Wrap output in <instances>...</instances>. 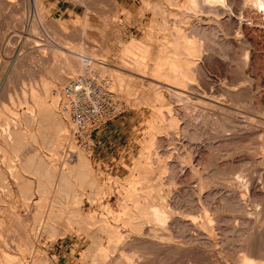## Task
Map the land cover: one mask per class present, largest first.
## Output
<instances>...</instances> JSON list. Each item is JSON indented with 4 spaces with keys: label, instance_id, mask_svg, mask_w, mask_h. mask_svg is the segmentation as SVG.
I'll list each match as a JSON object with an SVG mask.
<instances>
[{
    "label": "rangeland",
    "instance_id": "1",
    "mask_svg": "<svg viewBox=\"0 0 264 264\" xmlns=\"http://www.w3.org/2000/svg\"><path fill=\"white\" fill-rule=\"evenodd\" d=\"M173 1L176 2L78 0L69 4L57 0H0V113H5L14 123L8 125L11 127L5 126L0 118V178L6 179L0 180V264H4L2 261L5 264H264V6L238 0L244 9L235 8L239 13L235 11L234 14L241 15L237 20L243 29L240 27V30L238 25L229 26V37L220 25L230 10L226 12L220 8V12H225L218 13L220 18L216 15L217 18L205 20L216 29L213 41L193 32L192 27L198 21L193 14L188 22L180 21L186 0L178 1L180 6ZM231 1L223 0L226 3ZM171 12L179 14L176 16L177 25L184 23L181 27L185 32L204 42L200 54L189 59L194 63L188 62L185 66V73L193 75H187L190 84H185L182 95L172 94L176 89L170 84L173 82L153 79L151 72L160 47L165 51L171 47L170 38L165 37L174 36L172 28L166 29L175 21ZM133 38L151 43L148 44L152 49L147 58V63H151L144 72L131 62L132 55L122 57L123 50ZM82 53L97 56L99 60L103 56L111 68L136 78L130 81L128 77L121 90L113 83L118 94L119 114L108 121L114 122L118 128L112 139L117 153L113 151L118 158L112 162L101 161L93 147L91 150L79 145L68 117L57 112L55 101L58 96H44L42 83L61 73L55 87L60 86L68 75L82 68L83 63L76 57H83ZM128 83L131 85L127 87ZM154 89L166 100L161 99L162 96L156 99ZM39 95L46 102L54 103L55 107L53 119L45 120V125ZM156 103L161 116L157 121L162 129L154 128L155 131L152 128V131L150 122L155 121L156 114L152 105L156 106ZM169 113L177 116L178 121L168 127ZM61 117L64 124L67 123L65 131L55 125ZM16 127L21 129L23 139L28 138L27 144L25 141L20 143H25L22 145L18 143L20 147H16L19 148L12 146L16 145L14 130L19 129ZM57 129L65 139L57 147L61 154L59 158L58 153L54 154L55 161L48 153L56 151L54 141L49 142V139ZM42 133L47 137L44 134L42 137ZM151 137L155 139L147 149L144 143ZM37 149L50 160H44L50 165L27 161L29 164L21 166L19 161L24 160L25 154H33ZM147 150L148 157L143 159ZM77 153L84 155L85 160L89 159L88 173L91 176L88 175L83 182L74 168L73 173L69 170L72 163H78ZM144 161H150L151 172L138 182L139 185L131 183L127 175L138 176L137 168ZM159 163L163 164L161 169L157 166ZM34 164H42L40 188L37 185L40 177L31 171L36 166ZM61 169L66 170L70 178L59 185ZM21 186L25 187L23 190L27 194L21 192ZM143 186L152 187V197L161 189L157 195L158 198L165 195L164 206L158 205L156 195L146 201ZM127 188L131 191L134 188L135 194L129 196L131 191ZM64 190L71 193V199L65 201L61 197L63 204H60L56 199ZM135 197L139 198V208L134 201L137 199H132ZM53 205L57 209L65 206L61 209L66 210L64 213L51 210ZM36 207L38 219L34 216ZM124 208H128L126 212ZM67 209L73 212H67ZM74 211L81 212L79 218L67 219L75 216ZM114 231L118 237L113 235ZM8 253L11 260H5L4 254ZM37 257L41 259L39 263L35 262Z\"/></svg>",
    "mask_w": 264,
    "mask_h": 264
},
{
    "label": "bare ground",
    "instance_id": "2",
    "mask_svg": "<svg viewBox=\"0 0 264 264\" xmlns=\"http://www.w3.org/2000/svg\"><path fill=\"white\" fill-rule=\"evenodd\" d=\"M168 2H170V1H172V0H167ZM178 1H180V0H176V2L175 1H173V2H175V4L176 5H179L180 6V2L178 3ZM219 1H221V3L219 2ZM239 1H242V0H239ZM238 0H237V4H236V0H232L231 2H228V3H226V2H223V0H186V3L183 5V9H185V11H184V13H183V16H182V20H180V21H183V22H188V20L190 19V14H193L192 16H196L197 18H198V21H197V24L196 25H194L192 28H193V32H198V33H200L203 37H205V39L207 40V39H210V40H213L214 41V27L213 26H211V25H209L207 22H205V20H209L210 18H212V17H216V15H217V17H218V13H221V14H223V13H225L224 11H222V12H220L222 9L224 10L225 9V11L226 12H228L229 10H230V12H228L226 15V17L224 18L223 16H221V17H223L224 18V20H223V22H222V24L220 25L221 26V28H222V25H223V28L221 29V30H225V32H224V34L225 35H227L228 37H229V34H230V32H229V26H231V25H233V27H234V25H238V27L240 28L241 27V25L242 24H240L239 23V21L237 20V17L238 16H241L240 14L239 15H237L239 12H237L236 10L237 9H239V4H238V2H239ZM248 2V1H253V3L254 2H256V3H259V4H261V6H264V0H245V2ZM216 2H218V3H216ZM245 2H243L242 4L244 5V4H246ZM255 3V4H256ZM248 4V3H247ZM249 4H251V3H249ZM238 5V6H237ZM251 5H253L254 6V4H251ZM175 6V5H174ZM242 6V5H241ZM246 7L248 6V8H250L249 6L250 5H245ZM244 6V7H245ZM258 6V5H257ZM246 7H245V9H246ZM220 8H222L221 10H219ZM235 8H236V10H235ZM240 8H243V7H240ZM257 8V7H256ZM260 8V7H259ZM244 9V8H243ZM261 9V8H260ZM263 9H264V7H263ZM237 12V14H234V12ZM246 11V10H245ZM168 12H170V10L168 11ZM240 13H242V11L240 12ZM171 14H172V17L174 18L175 17V21L173 20L172 22H170V24L172 25L171 27L169 26V27H167L166 26V29L167 28H172L173 30V38H171V36L172 35H168L169 37H167V36H165V34H164V36L166 37V38H170V44H171V47H172V49L170 50L171 51V53H170V51L168 50V49H170L171 47H169V48H167L166 46V48H167V50L169 51V53L167 52V50L165 51L164 50V48H161L160 47V49L157 51L158 52V54L156 55V58H151L152 60H154L153 61V64L151 65V72H152V74H153V79H156L157 78V80L159 79H164L165 81H171V82H173V83H170V84H173L172 86L173 87H175L176 89H174L173 90V93L171 92V91H169V92H171L172 94H176V95H182L183 93H182V91H183V87H185V84L187 83V82H189V80L187 79V78H189L190 76L192 77V75H190V73H188L190 76H187L188 74L187 73H185V70H186V65H188V62L189 63H191L192 61L190 60L189 61V59L194 55V54H200L199 52H200V50H202L201 49V47H202V42L201 41H199L198 39L196 40L195 38H194V36H192L193 34L192 33H190V32H185L183 29H182V25L184 24H182L181 26L179 25H177V17L176 16H178L179 14L177 13V12H171ZM220 14V15H221ZM237 15V16H234V15ZM243 15V14H242ZM216 17V18H217ZM179 18V17H178ZM218 18H220V17H218ZM181 19V18H180ZM212 20V19H211ZM247 20V19H246ZM203 21V22H202ZM216 21V20H215ZM213 22V21H212ZM195 23V22H194ZM220 23V22H219ZM250 24H252L251 22H250ZM253 24H254V22H253ZM169 25V24H168ZM190 25V24H189ZM187 25H185V27H186ZM249 26V25H248ZM232 27V28H233ZM243 27H247L246 25L244 26V24H243ZM239 28H237V30L239 29ZM242 28V27H241ZM241 28H240V30H241ZM243 29V28H242ZM168 30V29H167ZM216 30V29H215ZM170 31H171V29H170ZM189 31V30H188ZM169 32V31H168ZM192 32V31H191ZM223 32V31H222ZM233 32V31H232ZM235 32H236V30H235ZM234 32V33H235ZM241 32V31H240ZM164 33H165V29H164ZM170 33V32H169ZM237 33H239L238 31H237ZM244 34V33H243ZM232 35V34H231ZM236 35V34H235ZM156 36V35H155ZM216 36V35H215ZM224 36V35H223ZM237 36V35H236ZM235 36V37H236ZM248 36V35H247ZM230 37H234V36H230ZM249 37V36H248ZM227 38V37H226ZM252 38V37H251ZM246 39V38H245ZM201 40V39H200ZM232 40H233V38H232ZM247 40V39H246ZM168 41V42H169ZM254 41V40H253ZM164 42V41H163ZM206 42V41H205ZM158 43V42H157ZM162 43V42H161ZM204 43V42H203ZM211 43H213V42H211ZM249 43V42H248ZM148 44H151V43H148ZM148 44H145V42L143 43L141 40H139V39H136V38H133L127 45H126V47H125V49L123 50V52H122V57L124 58V56L125 55H128V54H130V55H132L133 56V60L131 61V62H133V64H135V66L137 67V69H139L140 71H143L144 72V68L147 66V58H148V54H150V52H149V50L150 49H152V48H150L149 46L150 45H148ZM165 44H166V42H165ZM168 44V43H167ZM166 44V45H167ZM216 44V43H215ZM253 44H254V42H253ZM162 45H163V43H162ZM152 46V45H151ZM161 46V45H160ZM204 46V45H203ZM209 46V45H208ZM207 47V46H206ZM136 48H138L139 49V51L138 52H136L135 51V49ZM212 48V47H211ZM158 49V48H157ZM207 50V49H206ZM152 51V50H151ZM155 51V50H154ZM210 51V50H209ZM71 52V51H70ZM156 51H155V53H157ZM204 52V51H203ZM73 53V52H72ZM83 54V53H82ZM198 54H197V56H198ZM71 55H73V54H71ZM74 55H76V54H74ZM83 57H81L80 55L78 56H76V57H79V59L81 60V63H85L86 61H87V59H89V58H93V59H96L97 61H99L100 62V68H101V71L102 72H107V74L108 75H111V78H112V80H113V83L117 86V88H119L120 90L122 89V85H124V83H125V80H127V78L129 77V79L128 80H130L131 81V79L132 78H134V77H132V75H130V74H125L122 70H120V69H115V68H111L109 65H107L105 62H104V60H103V56H101L102 57V59L101 60H99V59H97L95 56H93V55H85V54H83L82 55ZM154 56V55H153ZM158 56V57H157ZM218 56V55H217ZM69 57V56H68ZM121 57V58H122ZM193 57H196V55L195 56H193ZM192 57V58H193ZM202 57H203V55H202ZM204 58V57H203ZM210 58V57H209ZM252 58V57H251ZM76 59L77 58H75V60L74 61H76ZM105 59V58H104ZM125 59V58H124ZM124 59L122 60V61H124ZM150 59V60H151ZM194 59V58H193ZM234 59V58H233ZM253 60V59H252ZM148 61H149V59H148ZM198 61V60H197ZM196 61V62H197ZM126 62H130V61H126ZM76 63V62H75ZM78 63V62H77ZM151 63V62H150ZM150 63L148 64L149 66H150ZM192 63H194V62H192ZM72 64V66L74 65L73 63H71ZM127 64V63H126ZM125 64V65H126ZM130 64H132V63H130ZM208 64V63H207ZM76 65V64H75ZM191 65V64H190ZM195 65V64H194ZM193 65V66H194ZM68 66V65H67ZM78 66V65H77ZM129 65H127V67H128ZM133 66V65H132ZM75 67V66H74ZM74 67H71V68H74ZM123 67V66H122ZM70 68V67H69ZM118 68V67H117ZM134 68V67H133ZM121 69H124V68H121ZM136 69V68H135ZM147 69V68H146ZM145 69V70H146ZM192 69V68H191ZM198 69V68H197ZM200 69V68H199ZM138 70V71H139ZM232 70V69H231ZM69 70H67L66 72H68ZM72 71V70H71ZM74 71V70H73ZM150 71V70H149ZM148 71V72H149ZM188 71H189V67H188ZM187 71V72H188ZM192 71V70H191ZM190 71V72H191ZM198 71V70H197ZM202 72V71H201ZM58 73V72H57ZM127 73V72H126ZM135 73H136V71H135ZM141 73V72H140ZM139 73V74H140ZM198 73V72H197ZM68 74V73H67ZM138 74V75H139ZM202 74V73H201ZM55 75V74H54ZM57 75V77L55 76V79H53V80H50V81H44L43 83H42V87H43V91H44V96H49V95H53V97L55 98L57 95H58V87H60V86H58V87H55V86H57L56 84H57V78L58 79H60V77H61V73H59V74H56ZM136 75V74H135ZM134 75V76H135ZM137 75V76H138ZM141 76H142V74H140ZM151 75V74H150ZM200 75V74H199ZM203 75V74H202ZM68 76H70V75H68ZM67 76V77H68ZM140 76V77H141ZM145 76V75H144ZM143 76V77H144ZM152 76V75H151ZM195 76V75H194ZM261 76V75H260ZM139 77V76H138ZM63 78V77H62ZM199 78V77H198ZM46 79V78H45ZM48 79V78H47ZM64 79V78H63ZM134 79H136V78H134ZM208 79V78H207ZM206 79V80H207ZM42 81V80H41ZM132 81H133V79H132ZM142 81V80H141ZM156 81V80H155ZM208 81V80H207ZM206 81V82H207ZM63 82V81H62ZM126 82H129V81H126ZM138 82V81H137ZM157 82V81H156ZM199 82V81H198ZM237 82V81H236ZM138 83H140V81L138 82ZM137 83V84H138ZM164 83H167V82H164ZM192 83H193V81H192ZM208 83V82H207ZM132 84H133V82H132ZM167 84H169V83H167ZM166 84V85H167ZM187 84H190V83H187ZM54 85V88L52 89V86ZM58 85H59V83H58ZM126 85V84H125ZM131 85V84H130ZM129 85V83L126 85L127 87L128 86H130ZM139 85H141V84H139ZM139 85H136V86H139ZM162 85V84H161ZM161 85H159V86H161ZM165 85V84H164ZM203 85V84H202ZM158 86V87H159ZM189 86V85H188ZM197 86H198V84H197ZM200 86V85H199ZM233 86V85H232ZM31 87V86H30ZM127 87H126V89H127ZM149 87H151V86H149ZM154 87V86H153ZM156 87V86H155ZM170 87V86H169ZM169 87H166V88H169ZM132 88V87H131ZM135 88V87H134ZM125 89V90H126ZM158 89V88H157ZM157 89H154V91L156 90V93L154 94V96H155V98L157 99V98H161V96H162V98L161 99H165V97L163 96V95H160V92L158 93L157 92ZM164 89V88H163ZM171 89V88H170ZM35 90V89H34ZM141 90V89H140ZM139 90V91H140ZM143 90V89H142ZM151 90H153L152 88H151ZM160 90V89H159ZM158 90V91H159ZM169 90V89H168ZM172 90V89H171ZM33 91V90H32ZM161 91H162V89H161ZM166 91V90H165ZM198 91V90H197ZM219 91V90H218ZM149 92H150V90H149ZM187 92V91H186ZM217 92V91H216ZM31 93V92H30ZM33 93V92H32ZM168 93V92H167ZM206 93V92H205ZM215 93V92H214ZM218 93V92H217ZM152 94V93H151ZM185 94H187V93H185ZM197 95H198V93H196ZM34 95H35V93H34ZM205 95V94H204ZM206 95H208V93L206 94ZM205 95V96H206ZM36 97H37V95H35ZM40 96L41 95H39L38 97L40 98ZM188 96V95H187ZM210 96V95H209ZM208 96V97H209ZM214 96H216V95H214ZM53 97L51 96V98L53 99ZM181 97V96H180ZM48 98V97H47ZM154 98V97H153ZM153 98H152V100H153ZM154 98V99H155ZM171 98H173L172 96H171ZM175 98V97H174ZM184 98H185V96H184ZM206 98V97H205ZM33 99H34V97H33ZM51 99V100H52ZM163 99V100H164ZM195 99V98H194ZM40 101H37V102H40V104H39V106H40V109H41V115L43 116V120H44V125H45V120H47V122L48 121H50V117H52L51 119H53V114H54V108L57 106V105H55V107H54V103H48V102H46L45 101V98H43V96H42V99L40 98L39 99ZM57 100V99H56ZM159 100V99H158ZM166 100V99H165ZM174 100V99H173ZM185 100H187V99H185ZM192 100V99H191ZM196 100V99H195ZM198 100V99H197ZM147 101H148V99H147ZM156 101V100H155ZM200 101V100H199ZM52 102H54V99H53V101ZM55 102H57V101H55ZM149 102H150V100H149ZM152 102H154V101H152ZM165 102V101H164ZM181 102H182V100H181ZM195 102V101H194ZM214 102H216V101H214ZM151 103V102H150ZM161 103H162V101L160 102V105H161ZM200 103H201V101H200ZM204 103V102H203ZM56 104V103H55ZM157 105V107L156 106H153L152 105V107H153V111L156 113L155 114V118H154V120L155 121H153L152 123L150 122V124H151V129L153 128H155L156 130H158V128L161 126V123H158V121H157V119H159L161 116H160V107L158 106V103H156ZM192 104V103H191ZM195 104V103H194ZM257 105V104H256ZM163 106V105H162ZM165 106V105H164ZM167 106V105H166ZM189 107V106H188ZM191 107V106H190ZM201 109V108H200ZM1 110V109H0ZM8 110V109H7ZM204 110V109H203ZM234 110V109H233ZM238 110V109H237ZM198 111V110H197ZM57 112H59V110L57 111ZM190 112H191V110H190ZM214 112V111H213ZM250 112V111H249ZM186 113V112H185ZM193 113V112H192ZM206 113V112H205ZM56 114V117H57V113H55ZM60 114V113H59ZM187 114V113H186ZM199 114V113H198ZM247 114V113H246ZM62 116V115H61ZM192 116V115H191ZM177 117V116H176ZM175 116H173L172 114H170L169 113V118L167 119V123H168V127L169 126H174L175 124H177L176 123V121H178L177 119L178 118H176ZM189 117V116H188ZM194 117V116H193ZM199 117V116H198ZM250 117V116H249ZM261 117V116H260ZM0 118H2L1 120H2V122H4L3 123V125H5V126H8L9 124H12L11 123V119L9 120V118L7 117V115L5 114V113H0ZM13 118V117H12ZM63 118H64V115H63ZM163 118V117H162ZM263 119V118H262ZM160 120V119H159ZM230 120V119H229ZM261 120V119H260ZM10 121V122H9ZM42 121V120H41ZM53 121V120H52ZM65 121H66V118H65ZM43 122V121H42ZM16 123V122H15ZM14 124V123H13ZM12 124V125H13ZM49 124H51L50 122H49ZM49 124H47V125H49ZM55 124V123H54ZM166 124V123H165ZM51 125H53V122H52V124ZM55 125H57L58 127H56ZM55 125H53V126H55L56 128H58L59 130H62V131H65L66 129L65 128H67L65 125H67V123L66 124H64V120L62 119V117L59 119L58 118V120L56 121V124ZM242 125V124H241ZM4 126V127H5ZM177 126V125H176ZM233 126V125H232ZM2 126H0V128H1ZM8 127H11V125L10 126H8ZM7 127V128H8ZM13 127V126H12ZM69 127V126H68ZM189 127V126H188ZM191 127V126H190ZM6 128V129H7ZM16 128H19V127H16ZM46 128V127H45ZM161 128V127H160ZM159 128V129H160ZM171 128V127H170ZM174 128V127H173ZM177 128V127H176ZM193 128H194V126H193ZM231 128V127H230ZM57 129V130H58ZM152 129V131H154ZM162 129V128H161ZM160 129V130H161ZM185 129V128H184ZM52 130V129H51ZM59 130L57 131L58 132V134H55V133H57V132H52V133H54V135H50V139H49V142H50V140L52 139V141H54V150H56V151H52V152H55V153H48V154H50V158H54L55 159V161H56V158L61 154H59L58 153V151H57V149L59 150V148H57V147H59L60 146V144L62 143V140L64 141V139H65V137L64 136H62L63 134L62 133H59ZM155 130V131H156ZM175 130V129H174ZM180 130V129H179ZM186 130V129H185ZM184 130V131H185ZM223 130V129H222ZM233 130V129H232ZM247 130V129H246ZM15 131V132H14ZM13 132L15 133V135H14V140L16 141V142H14L16 145H12V146H14V147H16L17 145L19 146V144L21 143V142H23V141H27L28 140V138H27V140H25V139H23V137H22V134H21V129L19 128V129H16V130H14ZM46 131V130H45ZM55 131V130H54ZM207 131V130H206ZM257 131V130H256ZM3 132V131H2ZM9 132V131H8ZM17 132V133H16ZM23 132V131H22ZM48 132H50V130L48 129ZM47 132V133H48ZM61 132V131H60ZM191 132V131H190ZM197 132V131H196ZM205 132V131H204ZM235 132V131H234ZM261 132V131H260ZM1 133V132H0ZM67 133V132H66ZM151 133H153V132H151ZM195 133V132H194ZM210 133V132H209ZM25 134V133H24ZM43 134L44 133H42V137H43ZM50 134V133H49ZM48 134V135H49ZM184 134V133H183ZM183 134H182V136H183ZM216 134V133H215ZM2 135H4V134H2ZM27 135L28 134H26V136L25 135H23V136H25V137H27ZM64 135H66V134H64ZM181 135V134H180ZM193 135V134H192ZM214 135V134H213ZM46 135L44 134V137H45ZM149 136H152V135H150L149 134ZM187 136H189V134L187 135ZM191 136V135H190ZM199 136V135H198ZM24 137V138H25ZM47 137V136H46ZM64 137V138H63ZM153 137V136H152ZM150 138L149 140H146V141H148V142H146V143H144V144H146V148L148 149V148H150L151 146H152V144H153V140L155 139V137H154V139L153 138ZM157 137V136H156ZM193 137H196V136H193ZM203 137V136H202ZM2 138V137H1ZM159 138V137H158ZM158 138H157V140H158ZM187 138V137H186ZM13 139V138H12ZM11 139V140H12ZM32 139H34V138H32ZM159 139H161V137L159 138ZM191 139H192V137H191ZM48 140V139H47ZM161 140H163V139H161ZM7 141V140H6ZM37 141V140H36ZM194 141H195V139H194ZM160 143H161V141H159ZM8 143V142H7ZM13 143V142H12ZM11 143V144H12ZM19 143V144H18ZM29 143V142H28ZM32 143H34V142H32ZM154 143H156V142H154ZM159 143V144H160ZM22 144H25V143H22ZM22 144H20V145H22ZM26 144H27V142H26ZM264 144V143H263ZM51 145V144H50ZM6 146H7V144H6ZM9 146V145H8ZM12 146H10V147H12ZM35 146V145H34ZM145 146V145H144ZM186 146V145H185ZM14 147H12V148H14ZM20 147V146H19ZM19 147H16V148H19ZM36 147V146H35ZM23 148V147H22ZM53 148V147H52ZM4 149V148H3ZM24 149V148H23ZM187 149V148H186ZM15 150V149H14ZM17 150V149H16ZM52 150V149H51ZM50 150V151H51ZM190 150V149H189ZM19 151V150H18ZM142 151H144V150H142ZM149 150H147V154H144V157L145 158H143V159H147L146 157H148V152ZM187 151V150H186ZM191 151V150H190ZM5 152H6V154H7V151L5 150ZM20 152V151H19ZM33 152V151H32ZM183 152V151H182ZM58 153V155H57V157H54V154H57ZM179 153V152H178ZM39 154H40V152H39V149H37L36 150V152L35 153H33V154H28L27 156H26V154H25V158H24V160L22 159V161H24V162H22V161H19L20 162V164H21V166H23V164L24 163H26V164H29V163H27V161H29L30 163H32L33 161L35 162V161H42V164H43V162H44V160H46L47 158L46 157H44V155L42 156L41 154V156H42V158L39 156ZM78 155H77V158H78V163L77 164H74V165H72L71 164V167H72V169H69L70 171H72V173H73V168L75 169V171L76 172H78L77 173V175H78V177L80 178V180L83 182V180H85L87 177H88V175H89V173H88V171H90L89 170V168H90V166H88V160L89 159H87V160H85L84 159V155H82V154H80V153H77ZM141 154V153H140ZM180 154V153H179ZM178 154V155H179ZM4 156V155H3ZM19 156V155H18ZM17 156V157H18ZM21 156V155H20ZM39 156V157H38ZM56 156V155H55ZM62 156V155H61ZM141 156V155H140ZM140 156H139V158H140ZM161 156V155H160ZM175 156V155H174ZM5 157V156H4ZM158 156H156V158H157ZM166 157V156H165ZM182 157H184V155L182 156ZM7 158V157H6ZM21 158V157H20ZM59 158V157H58ZM155 158V157H154ZM162 158V157H161ZM189 158V157H188ZM19 159V158H18ZM54 159H52V160H54ZM163 159V158H162ZM183 159V158H182ZM1 160V159H0ZM156 160V159H155ZM157 160H158V158H157ZM189 160V159H188ZM26 161V162H25ZM32 161V162H31ZM47 161H50V160H48L47 159ZM46 161V162H47ZM161 161H163V160H161ZM166 161V160H165ZM46 162H44V163H46ZM141 162V161H140ZM150 161H144L143 163L144 164H140V166H139V168H137V169H139V174H138V176H136V177H134V175H133V173H131V175L129 174V175H127V176H130V177H128L129 179L131 178V183H136V184H138V182H142V178H146V177H148L147 175V173H149V172H151V170H152V165H150V163H149ZM158 162H160V159H159V161ZM7 163V162H6ZM9 163H11V162H9ZM8 163V164H9ZM15 163V162H14ZM138 164H139V161L137 162ZM164 163V162H163ZM16 164V163H15ZM33 164V163H32ZM42 164H34V166L35 167H33V170H31V171H34V173H37V175L39 176V174H40V172H41V165ZM46 164H48V165H50V163L49 162H47ZM137 164V165H138ZM175 164V163H174ZM10 165V164H9ZM14 165V164H13ZM25 165V164H24ZM163 165V164H162ZM162 165H161V163H159V165H157L158 166V168L159 169H161L162 168ZM165 165V164H164ZM27 166H30V165H27ZM33 166V165H32ZM32 166H30V168L32 167ZM3 167V166H2ZM10 168L12 167V166H9ZM20 167V166H19ZM26 167V166H25ZM135 167H136V165H135ZM27 168H29V167H27ZM26 168V169H27ZM1 169V168H0ZM5 169V168H4ZM8 169V168H7ZM12 169V168H11ZM10 169V170H11ZM16 169V168H15ZM18 169V168H17ZM21 169V168H20ZM66 169V168H65ZM165 169H166V167H165ZM168 169V168H167ZM13 170V169H12ZM48 170V169H47ZM68 170V171H69ZM134 170H135V168H134ZM134 170H132V172H134ZM174 170V169H173ZM198 170V169H197ZM9 171V170H8ZM21 171H23L22 169H21ZM27 171H30V170H27ZM61 171H62V169H61ZM69 171V172H70ZM14 172V171H13ZM16 172H18V171H16ZM136 172H137V170H136ZM166 172V171H165ZM168 172V171H167ZM1 173V172H0ZM93 173V172H92ZM138 173V172H137ZM2 174H4L5 176H6V174L3 172ZM13 174H15V172L13 173ZM24 174V173H23ZM151 174V173H150ZM153 174V173H152ZM1 175V174H0ZM3 175V176H4ZM11 175V174H10ZM26 175V174H25ZM30 175V174H29ZM59 175H61L60 176V179H59V185L60 184H62V183H64V181H66V180H69V175H68V173L66 172V170H64L63 169V171L61 172V174H59ZM17 176H18V173H17ZM37 176V177H38ZM89 176H91V175H89ZM126 176V177H127ZM153 176V175H152ZM20 177V176H19ZM29 177V176H28ZM33 177V176H32ZM36 177V176H35ZM40 177V178H39ZM38 178V180L37 181H39L38 182V187L40 188V182H42V178H41V176H39ZM93 177V176H92ZM92 177H90V178H92ZM151 177V176H150ZM193 177V176H192ZM3 178V180L5 179V177H2ZM2 178H0V180L2 179ZM15 179V178H14ZM126 179V178H125ZM172 179V178H171ZM3 180H1V181H3ZM6 180V179H5ZM20 180V179H19ZM24 180V179H23ZM91 180H93V179H91ZM96 180V179H95ZM127 181H129V180H127ZM6 182V181H5ZM24 182V181H23ZM28 182V181H27ZM96 182V181H95ZM151 182V181H150ZM153 182V181H152ZM2 183H4V182H2ZM1 183V184H2ZM10 183V182H9ZM14 183V182H13ZM159 183V182H158ZM21 184V183H20ZM26 184V183H25ZM31 184V183H30ZM92 184H94V183H92ZM134 184L132 185V187H134ZM201 184V183H200ZM8 185V184H7ZM22 185H24V184H22ZM139 185V184H138ZM154 185V184H153ZM152 185V186H153ZM160 185H161V183H160ZM25 186V185H24ZM30 186V185H29ZM163 186V185H162ZM9 187V186H8ZM16 187V186H15ZM22 187V190H23V188L25 189V187H23V186H21ZM21 187H20V189H21ZM128 187H130V185L128 186ZM135 187H136V185H135ZM200 187V186H199ZM9 188H11V187H9ZM18 188V187H17ZM143 188H144V191H143V189H142V191H143V194L146 196V201H148V200H150V199H152V198H155L154 196L156 195V198H158V193L161 191V189L159 190V192H157V193H155V195L152 197V195H151V190H150V188H152V187H150L149 188V186H143ZM160 188V187H159ZM1 189V188H0ZM27 189V192H28V187L26 188ZM37 189V188H36ZM130 190V188H127V190ZM155 189H158V188H155ZM2 190H3V188H2ZM8 190V189H7ZM30 190V189H29ZM126 190V191H127ZM136 190V189H135ZM24 191L25 190H23V191H21L23 194H27L26 193V191H25V193H24ZM37 191V190H36ZM131 191V190H130ZM137 191V190H136ZM135 191V192H136ZM155 191V190H154ZM139 192V191H138ZM32 193V192H31ZM127 193H128V191H127ZM152 193H153V191H152ZM29 194V193H28ZM62 194V193H61ZM59 195V198L58 199H56V201L58 202V203H60V204H63V202H62V198L61 197H63L64 198V200L65 201H70V199H71V193H69L68 191H65L64 190V192H63V195ZM135 193H134V188L132 189V191H131V193H129V196L130 195H134ZM164 194V193H163ZM138 195H139V193H138ZM162 195V194H161ZM24 196V195H23ZM22 196V197H23ZM126 196V195H125ZM136 196V195H135ZM160 196V195H159ZM165 196V195H164ZM164 196H160L158 199H157V201H158V205L159 206H161V205H163L164 206ZM32 197V196H31ZM25 198V197H24ZM127 198V197H126ZM138 198V197H137ZM136 197L135 198H132V199H137ZM29 199V198H28ZM131 199V198H130ZM139 199V198H138ZM138 199L137 200H134V201H137L136 202V206L139 208V206H140V203H138ZM160 199V200H159ZM23 200V199H22ZM27 201V200H26ZM76 201V200H75ZM131 201V200H130ZM2 202V201H1ZM24 202V201H23ZM28 202V201H27ZM62 202V203H61ZM132 202V201H131ZM140 202V201H139ZM4 203V202H3ZM38 204V203H37ZM125 205V204H124ZM56 206V205H55ZM59 207V206H58ZM63 206H61L59 209H57V208H54V205L51 207V210H56V211H59V210H62L63 212L62 213H64L65 211L64 210H66V209H61ZM65 207V206H64ZM63 207V208H64ZM67 207H68V205H67ZM125 209V208H124ZM128 209V208H127ZM127 209H125V212H126V210ZM27 210V209H26ZM72 209H67V212H70ZM132 210V209H131ZM60 212V211H59ZM73 211H71V213H72ZM35 213V218L36 219H38V216L36 215L37 213H38V210H37V207H36V211L34 212ZM74 213H75V216L74 215H71L69 218H67V219H71V217L73 216V217H76L77 216V218H79L78 216H79V214L81 213L80 211H74ZM66 214V213H65ZM50 216V211H48V214H47V217L49 218V216ZM67 215H70L69 213L67 214ZM82 215V214H81ZM113 215V214H112ZM118 215V214H117ZM66 216V215H65ZM115 216H116V214H115ZM114 216V217H115ZM68 217V216H67ZM83 217V216H82ZM66 218V217H65ZM77 218H75V220L77 219ZM54 220H56V219H54ZM69 220H65V221H67V222H70ZM41 221V220H40ZM71 221H73V218L71 219ZM78 221V220H77ZM76 221V222H77ZM188 221H190V220H188ZM193 221H195V220H193ZM34 222H36V221H34ZM51 222V221H50ZM79 222V221H78ZM77 222V223H78ZM191 222H192V220H191ZM80 223V222H79ZM35 224V223H34ZM44 224V223H43ZM47 224V223H46ZM189 224V223H188ZM45 226V225H44ZM52 226V225H51ZM32 227V226H31ZM34 229V228H33ZM31 230V229H30ZM115 234V236L116 237H118L119 235H118V233H116L115 231H114V233H113V235ZM112 235V236H113ZM114 237V236H113ZM10 253H8V254H4V257H5V260H11L12 259V256L11 255H9ZM14 256V255H13ZM16 257V256H15ZM14 257V258H15ZM247 258V257H246ZM37 259H38V257H37ZM36 259V261L35 262H40L41 261V259H38L37 260ZM244 259V258H243ZM2 260H4V259H2ZM15 260V259H14ZM246 260V259H245ZM244 260V261H245ZM250 261V260H249ZM4 264H5V261H2ZM12 261H10V263H11ZM14 262V261H13ZM247 262V261H246ZM9 263V262H8ZM13 264V263H12ZM37 264V263H36Z\"/></svg>",
    "mask_w": 264,
    "mask_h": 264
},
{
    "label": "built area",
    "instance_id": "3",
    "mask_svg": "<svg viewBox=\"0 0 264 264\" xmlns=\"http://www.w3.org/2000/svg\"><path fill=\"white\" fill-rule=\"evenodd\" d=\"M57 1L70 4L78 0ZM57 96L58 109L72 124L77 143L91 150L98 128L119 114L113 80L101 71L100 62L93 58L87 59L77 73L66 77Z\"/></svg>",
    "mask_w": 264,
    "mask_h": 264
},
{
    "label": "crops",
    "instance_id": "4",
    "mask_svg": "<svg viewBox=\"0 0 264 264\" xmlns=\"http://www.w3.org/2000/svg\"><path fill=\"white\" fill-rule=\"evenodd\" d=\"M120 1H124L126 3V0ZM117 130L118 128L116 127V124L110 121L105 127L99 129V131L95 133L93 138V150L97 153L98 158L103 162H112L118 158V155L116 154L117 150L114 149L116 143H114L115 140H112L114 135H117ZM113 150H115L116 153H114Z\"/></svg>",
    "mask_w": 264,
    "mask_h": 264
}]
</instances>
